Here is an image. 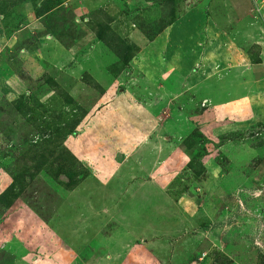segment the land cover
Instances as JSON below:
<instances>
[{
	"label": "rangeland",
	"instance_id": "rangeland-1",
	"mask_svg": "<svg viewBox=\"0 0 264 264\" xmlns=\"http://www.w3.org/2000/svg\"><path fill=\"white\" fill-rule=\"evenodd\" d=\"M0 264H264V0H0Z\"/></svg>",
	"mask_w": 264,
	"mask_h": 264
},
{
	"label": "crops",
	"instance_id": "crops-1",
	"mask_svg": "<svg viewBox=\"0 0 264 264\" xmlns=\"http://www.w3.org/2000/svg\"><path fill=\"white\" fill-rule=\"evenodd\" d=\"M38 29L40 30L39 34L43 35V36H40V39H38L40 49H39V51H34V52L28 54V59H30L31 61H36V60L42 61L43 60V61L47 62L49 57L47 58L46 54H42L46 50L45 47L53 46L52 43H55L56 45H59V43L57 41H55L52 37L44 35V33L41 32L42 28H38V27L35 28V30H38ZM131 34L134 35V33H131ZM92 40L94 41V46H88L87 45L86 47H84L82 49L83 51L85 50L84 54L79 53V55H75L71 50H66L59 45V47L62 48V51H63L61 53H64V54L61 56V62L58 64L56 69L59 71H63V72L66 71L65 72L66 74H68L70 76L71 75L75 76V78H76V75H77V77H79L84 73H86V74L88 73L87 75H89L90 78H93V76H94L93 68L90 65H93L94 67H96V63H101L100 66H102V65L105 66L106 62L104 61V63H103V62H100L99 60H96L93 63V53L95 55L96 51L100 52L98 50L99 49L98 47H102V46H99L100 45L99 43H101V42L99 40H97L96 38L93 39V36H92ZM100 49H102V48H100ZM58 50L59 49H57L56 51H58ZM107 50L105 48H103V51H106L105 53H108ZM56 53L59 55L60 52H56ZM82 55L85 56L84 60L81 57ZM103 57H106V56L104 55ZM86 59H88L89 61ZM90 59L92 60V62ZM19 60L21 63V67H23V72L26 73L29 77H31L33 75V73H35V72L37 73V71L35 69H34V72L31 71V67H29L30 66L29 61L27 60L26 57L19 55ZM83 61H84V63H83ZM22 62H24V63L22 64ZM129 63H128V65H129ZM79 65H83V66L80 67ZM70 66H72V67L70 69H68V67H70ZM100 66H98V67H100ZM104 76L106 78L107 74H104ZM250 83H252L251 80H250ZM69 95H70V97L75 98L74 94L72 95V93H70ZM244 149H243L242 145H238V146L234 145V146L230 147V143H227L225 145H222L221 147H218L217 153H219L223 158H225L228 161L229 164L232 165V164L236 163V161H237L236 159H238V160L240 159L239 161L241 163L249 162L251 154H249L247 151H244ZM203 162H207V161H203Z\"/></svg>",
	"mask_w": 264,
	"mask_h": 264
},
{
	"label": "trees",
	"instance_id": "trees-1",
	"mask_svg": "<svg viewBox=\"0 0 264 264\" xmlns=\"http://www.w3.org/2000/svg\"><path fill=\"white\" fill-rule=\"evenodd\" d=\"M171 25H172V23H171ZM170 25V26H171ZM108 29V28H107ZM96 38L99 40V41H101V42H104V36L102 35V33L101 32H97L96 33ZM58 42H59V44L60 45H62L61 43H60V40L57 38L56 39ZM64 46V45H63ZM116 55V54H115ZM117 56V55H116ZM118 57V56H117ZM129 63V62H128ZM127 63V64H128ZM86 78V76L84 77V79ZM91 80V79H90ZM92 81V80H91ZM97 86V85H96ZM70 177V176H69ZM68 178V177H67ZM71 186H73V184L71 185ZM70 185H68V188H70L71 187Z\"/></svg>",
	"mask_w": 264,
	"mask_h": 264
}]
</instances>
